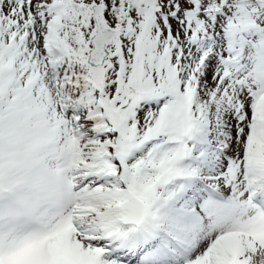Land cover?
<instances>
[{
  "label": "snow or ice",
  "instance_id": "snow-or-ice-1",
  "mask_svg": "<svg viewBox=\"0 0 264 264\" xmlns=\"http://www.w3.org/2000/svg\"><path fill=\"white\" fill-rule=\"evenodd\" d=\"M0 264H264V0H0Z\"/></svg>",
  "mask_w": 264,
  "mask_h": 264
}]
</instances>
